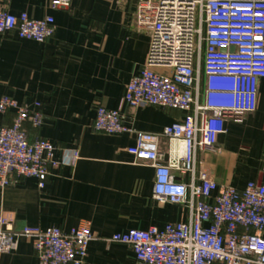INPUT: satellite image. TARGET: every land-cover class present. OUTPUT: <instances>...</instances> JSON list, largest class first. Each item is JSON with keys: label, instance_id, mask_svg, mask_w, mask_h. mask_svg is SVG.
Instances as JSON below:
<instances>
[{"label": "built area", "instance_id": "obj_1", "mask_svg": "<svg viewBox=\"0 0 264 264\" xmlns=\"http://www.w3.org/2000/svg\"><path fill=\"white\" fill-rule=\"evenodd\" d=\"M70 4L50 0L51 8ZM134 24L149 31L150 47L146 63L127 85L124 102L184 112L162 133L180 149L172 145L165 157L160 135L128 124L120 107L98 104L93 127L106 134H133L128 151L155 168L153 197L181 205L189 214L162 228L115 233L111 240L130 245L137 264H264V184L220 185L210 171L198 168L199 151H219L226 121L241 123L257 107L264 79V0H138ZM55 28L52 15L34 18L0 8V35L16 32L19 38L45 42ZM40 105H20L7 94L0 98L1 113L16 110L11 125H0V188L34 177L42 189L50 169L65 162L55 157L54 142L28 137L26 122L43 125ZM71 152L74 164L79 153ZM175 172L188 179L177 180ZM23 237L31 240L38 264H85L95 238L88 222L68 231L59 226L17 230L0 213V253L15 251Z\"/></svg>", "mask_w": 264, "mask_h": 264}, {"label": "crops", "instance_id": "obj_2", "mask_svg": "<svg viewBox=\"0 0 264 264\" xmlns=\"http://www.w3.org/2000/svg\"><path fill=\"white\" fill-rule=\"evenodd\" d=\"M138 0H71L69 7L51 8L50 0H0V8L31 17L52 15L55 32L45 42L0 35V98L7 94L20 105L39 102L43 125L25 123L30 140L47 138L64 161L50 169L40 189L34 177L0 188V213L14 229L59 226L68 231L88 222L95 238L85 264H137L130 245L111 240L130 229L164 227L188 218V210L154 197L155 168L128 151L135 136L94 130L98 104L121 108L128 124L158 133L160 151L180 149L162 134L184 112L124 102L131 78L146 63L149 31L134 24ZM16 110L0 112V125H11ZM219 151L198 152V168L210 171L218 184L238 189L249 180L264 184V79L260 80L255 111L241 123L226 121L218 137ZM79 158L71 163V151ZM177 180H187L175 172ZM0 264H38L32 242L20 238L11 253H0Z\"/></svg>", "mask_w": 264, "mask_h": 264}]
</instances>
